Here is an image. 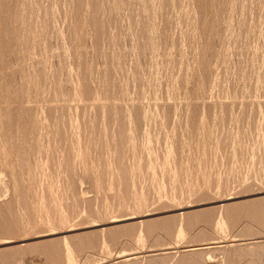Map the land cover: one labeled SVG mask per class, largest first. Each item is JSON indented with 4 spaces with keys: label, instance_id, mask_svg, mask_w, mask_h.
<instances>
[{
    "label": "rangeland",
    "instance_id": "374dc122",
    "mask_svg": "<svg viewBox=\"0 0 264 264\" xmlns=\"http://www.w3.org/2000/svg\"><path fill=\"white\" fill-rule=\"evenodd\" d=\"M0 264H264V0H0Z\"/></svg>",
    "mask_w": 264,
    "mask_h": 264
},
{
    "label": "bare ground",
    "instance_id": "6f19581e",
    "mask_svg": "<svg viewBox=\"0 0 264 264\" xmlns=\"http://www.w3.org/2000/svg\"><path fill=\"white\" fill-rule=\"evenodd\" d=\"M122 251V250H121ZM124 252V251H123ZM130 254L131 253H120V255L118 256L119 258H123V257H126V256H130ZM209 257H211L210 255H209Z\"/></svg>",
    "mask_w": 264,
    "mask_h": 264
}]
</instances>
